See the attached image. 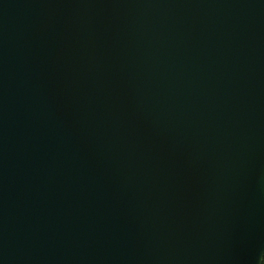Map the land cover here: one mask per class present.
Wrapping results in <instances>:
<instances>
[{"label": "water", "instance_id": "95a60500", "mask_svg": "<svg viewBox=\"0 0 264 264\" xmlns=\"http://www.w3.org/2000/svg\"><path fill=\"white\" fill-rule=\"evenodd\" d=\"M264 0H0V264H262Z\"/></svg>", "mask_w": 264, "mask_h": 264}, {"label": "trees", "instance_id": "16d2710c", "mask_svg": "<svg viewBox=\"0 0 264 264\" xmlns=\"http://www.w3.org/2000/svg\"><path fill=\"white\" fill-rule=\"evenodd\" d=\"M262 264H264V260H263V263Z\"/></svg>", "mask_w": 264, "mask_h": 264}]
</instances>
